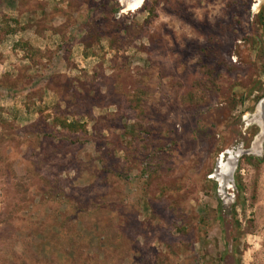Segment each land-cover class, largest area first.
I'll list each match as a JSON object with an SVG mask.
<instances>
[{"label": "rangeland", "instance_id": "1", "mask_svg": "<svg viewBox=\"0 0 264 264\" xmlns=\"http://www.w3.org/2000/svg\"><path fill=\"white\" fill-rule=\"evenodd\" d=\"M129 1L0 0V264H264V3Z\"/></svg>", "mask_w": 264, "mask_h": 264}, {"label": "bare ground", "instance_id": "2", "mask_svg": "<svg viewBox=\"0 0 264 264\" xmlns=\"http://www.w3.org/2000/svg\"><path fill=\"white\" fill-rule=\"evenodd\" d=\"M142 2H143V0H130L128 5H127V7H130V9H138V8H140ZM263 3H264V0H256L254 5H253V9L255 11H257ZM258 111L260 113H264V101L259 105ZM220 174H221V176H220ZM225 174H226L225 173V169H223V170L219 169V174L218 175L221 178L225 177Z\"/></svg>", "mask_w": 264, "mask_h": 264}]
</instances>
